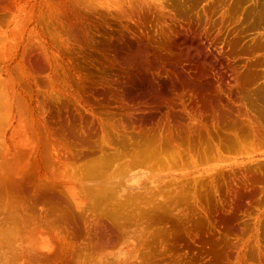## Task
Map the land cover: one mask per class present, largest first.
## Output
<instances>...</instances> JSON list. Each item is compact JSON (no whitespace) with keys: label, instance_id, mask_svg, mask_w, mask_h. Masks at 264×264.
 <instances>
[{"label":"bare ground","instance_id":"1","mask_svg":"<svg viewBox=\"0 0 264 264\" xmlns=\"http://www.w3.org/2000/svg\"><path fill=\"white\" fill-rule=\"evenodd\" d=\"M243 6L242 0H40L33 15L25 2L21 10L28 32L24 31L20 44L23 79L27 84L31 77L37 85L52 87L56 93L52 100L40 99L36 116L56 135L81 145L87 139L77 137L76 130L82 129L91 137L106 133L110 149L109 132L115 131L122 137L121 148L129 147L128 143L132 147L123 156L139 162L159 157L160 153H148L149 146L142 149L150 140L166 155L173 151L167 153L170 144L177 150L176 141L192 149L202 141L210 146L216 141L211 148L221 144L228 148L240 135L255 145L263 144L264 34L260 30L264 27V8L254 14L257 9L251 7L255 12L245 9L248 12L237 17ZM13 9L11 0H0V28L13 15ZM3 35L7 39V31ZM5 42L0 40L6 46ZM163 64L170 70L168 74ZM1 90L0 113L6 116L8 98ZM245 100L252 108L250 112ZM3 117L1 121L7 118ZM206 146L209 150V144ZM136 161L130 165L137 166ZM152 162L155 165L157 161ZM256 196V190L233 189L217 195L220 203L200 206L202 220H209L211 241L218 237L224 242L222 264H264V218L258 212L253 214V204L248 203Z\"/></svg>","mask_w":264,"mask_h":264},{"label":"rangeland","instance_id":"2","mask_svg":"<svg viewBox=\"0 0 264 264\" xmlns=\"http://www.w3.org/2000/svg\"><path fill=\"white\" fill-rule=\"evenodd\" d=\"M39 1L11 0L13 15L4 25L6 28H0V38L5 31L8 34L7 39L3 37L6 46L0 43V51L3 46L5 49L4 55L3 51L0 53L4 56L0 57V64L5 61L0 65V84L5 81L0 91L3 88L8 98V102L4 101L8 104L4 109L6 116L0 113L1 120L7 117L4 122L0 120V264H222L224 242L218 237H212L211 241L209 220H202L200 206L220 203L219 193L233 189L256 190L257 196L248 203L253 204V214L258 212L263 219L264 142L255 145L249 137L246 141L247 136L238 135L236 148H233L234 143L228 148L222 144L211 148L216 141L211 142V146L208 141H202L192 149L191 145L185 147L184 143L176 141L174 146L178 151L172 144L167 147L171 149H166L167 153L174 151H170L174 153L172 157L170 153L158 151L162 147H155L156 142L150 140L145 141L148 144L142 149L149 146L148 153H160V158L145 160L147 164L144 160H137L138 163L130 156H123L131 152L132 147L128 143L130 148H121L122 137L114 134L115 131L109 132L114 144L111 149L106 133L99 132L92 138L82 129L81 132L76 130V136L87 139L86 144L81 145L74 139L67 142L68 138L44 127L36 116L40 99L52 100L53 93L56 96L53 88L37 85L31 77L27 85L23 79L20 44L28 29L23 26L24 9L22 12L21 7L27 2L34 15ZM242 6L237 17L248 9L251 13L257 9L254 14L259 13L264 8V0H242ZM53 31L51 27L50 32ZM162 67L168 74L170 70L165 64ZM36 93L44 96L39 98ZM244 104L250 112L252 108L249 109L246 100ZM140 144L136 146L143 147L144 141ZM204 144H209V150ZM136 146L133 148L139 149ZM205 148L216 154L208 152V157ZM168 155L172 158L168 159ZM160 159H164L162 164ZM151 160L159 161L155 162L157 167ZM135 161L138 167L130 165ZM254 177L261 181L256 183ZM250 218L253 222L254 216Z\"/></svg>","mask_w":264,"mask_h":264}]
</instances>
